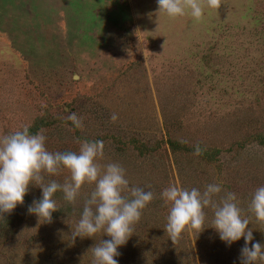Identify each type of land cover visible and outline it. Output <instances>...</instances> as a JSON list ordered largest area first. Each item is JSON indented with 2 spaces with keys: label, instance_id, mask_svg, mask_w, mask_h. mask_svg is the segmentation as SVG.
Listing matches in <instances>:
<instances>
[{
  "label": "rangeland",
  "instance_id": "1",
  "mask_svg": "<svg viewBox=\"0 0 264 264\" xmlns=\"http://www.w3.org/2000/svg\"><path fill=\"white\" fill-rule=\"evenodd\" d=\"M200 3L195 19L187 7L169 17L156 0H0V136L27 125L50 152L102 140L100 162L120 163L130 185L154 193L119 264H240L243 237L226 246L210 208L202 231L168 237L171 205L160 192L169 185L220 183L217 199L235 193L264 243V222L248 207L264 185V0ZM92 188L83 185L75 203L55 193L58 209L44 221L27 212L41 196L30 184L23 204L0 216V264H92L91 248L110 237H72Z\"/></svg>",
  "mask_w": 264,
  "mask_h": 264
},
{
  "label": "clouds",
  "instance_id": "2",
  "mask_svg": "<svg viewBox=\"0 0 264 264\" xmlns=\"http://www.w3.org/2000/svg\"><path fill=\"white\" fill-rule=\"evenodd\" d=\"M156 3L158 10L169 17L184 15L185 7L195 19L204 11L200 0H156ZM206 5L218 9L219 0H206ZM67 119L76 128L82 126L76 113H71ZM111 119L115 121L116 114ZM203 150L197 143L194 155H201ZM103 157L102 140H83L77 151L50 152L46 148L45 134L42 131L31 133L27 125L0 136V216L23 204L30 184L41 189V196L33 200L27 212L44 221H50L52 213L58 209L53 199L55 193L62 192L65 201L75 203L82 186L92 185L72 237L93 238L102 232L110 239H101L91 248L92 264H119L115 259L120 255L118 248L132 235L133 225L153 200L154 193L146 191L145 187L130 185L125 168L118 162L102 164ZM62 170L69 173L62 183L46 179ZM221 191L220 183H209L203 190L177 185L164 188L160 197L171 205L164 231L172 241L188 227L199 233L204 229V209L210 208L213 213L211 227L226 246L230 247L243 237L240 264L264 262V243L254 241L253 231L248 227L250 220L242 215L236 194L226 192L217 199ZM248 207L257 221L264 222V185L252 192Z\"/></svg>",
  "mask_w": 264,
  "mask_h": 264
},
{
  "label": "trees",
  "instance_id": "3",
  "mask_svg": "<svg viewBox=\"0 0 264 264\" xmlns=\"http://www.w3.org/2000/svg\"><path fill=\"white\" fill-rule=\"evenodd\" d=\"M261 141H262V143H264V138H262L261 139ZM170 143V146L173 148V149H175L176 148V142L175 141H171V140H168V144ZM210 158L209 159H211V157L212 156H209Z\"/></svg>",
  "mask_w": 264,
  "mask_h": 264
}]
</instances>
